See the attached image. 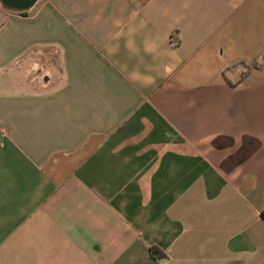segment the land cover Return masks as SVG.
<instances>
[{"label": "crops", "instance_id": "0c3cea01", "mask_svg": "<svg viewBox=\"0 0 264 264\" xmlns=\"http://www.w3.org/2000/svg\"><path fill=\"white\" fill-rule=\"evenodd\" d=\"M262 58L264 0H0V264H264Z\"/></svg>", "mask_w": 264, "mask_h": 264}, {"label": "water", "instance_id": "95a60500", "mask_svg": "<svg viewBox=\"0 0 264 264\" xmlns=\"http://www.w3.org/2000/svg\"><path fill=\"white\" fill-rule=\"evenodd\" d=\"M15 1H22L24 2L25 6H29L33 0H15Z\"/></svg>", "mask_w": 264, "mask_h": 264}, {"label": "trees", "instance_id": "16d2710c", "mask_svg": "<svg viewBox=\"0 0 264 264\" xmlns=\"http://www.w3.org/2000/svg\"><path fill=\"white\" fill-rule=\"evenodd\" d=\"M177 42H178V41H177ZM155 254H156V252L153 253V255H155ZM155 256L164 257V254L157 253Z\"/></svg>", "mask_w": 264, "mask_h": 264}, {"label": "built area", "instance_id": "2783aa9c", "mask_svg": "<svg viewBox=\"0 0 264 264\" xmlns=\"http://www.w3.org/2000/svg\"><path fill=\"white\" fill-rule=\"evenodd\" d=\"M173 42L177 44V38L173 37ZM261 60L264 61V58H262Z\"/></svg>", "mask_w": 264, "mask_h": 264}]
</instances>
